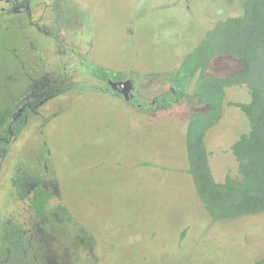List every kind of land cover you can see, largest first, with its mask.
<instances>
[{
    "label": "rangeland",
    "instance_id": "374dc122",
    "mask_svg": "<svg viewBox=\"0 0 264 264\" xmlns=\"http://www.w3.org/2000/svg\"><path fill=\"white\" fill-rule=\"evenodd\" d=\"M245 1L35 0L28 15L1 14L0 137L7 141L0 144V264L264 259V213L214 221L193 189L185 128L206 105L186 98L141 112L97 89L101 82L87 67L130 77L137 103L149 107L169 87L165 73L216 22L239 15ZM239 67L236 57L217 56L206 75L225 77ZM30 90L28 104L37 105L8 137L14 102ZM249 99L245 86L225 88L220 119L206 132L217 182L236 177L230 146L249 128L228 102ZM36 187L51 192L42 215L32 207Z\"/></svg>",
    "mask_w": 264,
    "mask_h": 264
},
{
    "label": "trees",
    "instance_id": "16d2710c",
    "mask_svg": "<svg viewBox=\"0 0 264 264\" xmlns=\"http://www.w3.org/2000/svg\"><path fill=\"white\" fill-rule=\"evenodd\" d=\"M217 56L236 57L240 67L229 76H207ZM87 67L97 80L124 76L93 64ZM163 78L169 87L160 96V104L141 108V112L170 107L186 98L206 105L190 114L185 128L186 170L203 209L214 221L264 213V0H246L239 15L216 22ZM232 86H245L249 92L247 103L228 102L244 113L249 128L230 146L236 177L227 175L217 182L208 163L205 135L220 119L224 90ZM49 195L42 187L33 190L37 215L44 213ZM262 263L264 259L257 264Z\"/></svg>",
    "mask_w": 264,
    "mask_h": 264
},
{
    "label": "flooded vegetation",
    "instance_id": "af4514ba",
    "mask_svg": "<svg viewBox=\"0 0 264 264\" xmlns=\"http://www.w3.org/2000/svg\"><path fill=\"white\" fill-rule=\"evenodd\" d=\"M34 1L35 0H0V16H1V14H6L4 16H7V14H12V15H15L17 17H19L22 14L28 15L31 12L30 2H34ZM62 26H64V28H65L64 34L67 33V28H66L65 24L62 23ZM86 45H87V43H86ZM63 46H64V44H63ZM64 48H65L64 51L69 50V51L73 52V55H75V48L74 47L71 46L70 48H66V46H64ZM77 56H79V55H77ZM83 60L85 61L84 56H83V59L81 57V60L79 61V63L83 64ZM87 65H89V64H87ZM126 79H129L132 82V88L127 92L128 100H125L120 93H117L116 91H113L110 89L109 84H108V79L105 81L99 80L101 83L99 84V86H97V89L108 90L110 92V94H113L114 96H116L118 98L124 99L127 104L135 105L138 108L140 107V109L146 108V107H144V105L141 106L139 103H137L136 100H137L138 94H137V91L133 85L134 82L130 77L124 75L121 79H117V80L110 79V80H112V81H123ZM84 84H87L86 86L91 87V82H81L80 83L81 86H83ZM34 89H36V87ZM31 91L32 90H30V92H28V94L26 93L27 94L26 97H23L21 100H19V101L16 100L14 102L13 110L9 113L11 121L8 123V125L6 127V134L8 137H10V135L12 134L14 129L16 128L14 123L16 121L20 120L22 117L27 116V114H26L27 110L28 111L33 110V107H35V105H37V104H35V105L28 104V101H29L30 95H31ZM55 93L56 92L54 91L53 95H55ZM160 101H161V97L154 98L150 102L149 105L155 107V105L160 104ZM39 103L41 104L42 102H39ZM10 105H11V103H10ZM3 141H7V140L5 137L1 136L0 137V144ZM49 192H50V190H49ZM31 196H32V194H31ZM49 197H50V195H49ZM49 197H48V199H49ZM47 200H46V202H47ZM45 204H44V207H45Z\"/></svg>",
    "mask_w": 264,
    "mask_h": 264
},
{
    "label": "water",
    "instance_id": "95a60500",
    "mask_svg": "<svg viewBox=\"0 0 264 264\" xmlns=\"http://www.w3.org/2000/svg\"><path fill=\"white\" fill-rule=\"evenodd\" d=\"M108 84L111 90L120 93L125 100H128L127 92L132 88V82L129 79L123 81H112L108 79Z\"/></svg>",
    "mask_w": 264,
    "mask_h": 264
},
{
    "label": "crops",
    "instance_id": "0c3cea01",
    "mask_svg": "<svg viewBox=\"0 0 264 264\" xmlns=\"http://www.w3.org/2000/svg\"><path fill=\"white\" fill-rule=\"evenodd\" d=\"M130 105V104H129Z\"/></svg>",
    "mask_w": 264,
    "mask_h": 264
}]
</instances>
